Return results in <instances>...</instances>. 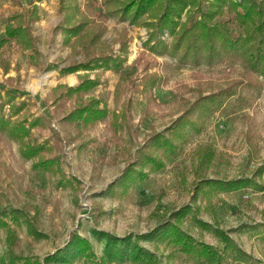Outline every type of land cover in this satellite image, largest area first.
Masks as SVG:
<instances>
[{
  "label": "rangeland",
  "instance_id": "1",
  "mask_svg": "<svg viewBox=\"0 0 264 264\" xmlns=\"http://www.w3.org/2000/svg\"><path fill=\"white\" fill-rule=\"evenodd\" d=\"M93 1L96 9H100L101 0ZM217 1L225 2L223 18L218 21H229L234 41L246 39L230 3L243 6L254 1L261 4L264 0H185L186 6L176 19L174 36L164 31L159 39L172 45L192 24L191 20L200 21L201 14H207ZM28 4L29 0H0V37H3L8 16L23 12L29 8ZM33 4L38 7L39 20L32 26V36L39 55L34 60L31 52L10 42V49L3 58L9 62L10 71L4 74L0 70V119H3L0 123V217L14 232L12 236L6 227L0 228V264H135L108 261L103 251L105 240L96 236L99 232L117 239L129 238L132 244L154 253L159 264H193L189 257L171 246L156 248L146 241L135 240L154 231L167 222L171 214L184 208L191 212L184 217L181 226L195 241L222 250L223 245L213 232L217 225L234 246L248 255L251 264H264V243L260 240L264 236V192L251 188L224 191L210 197L209 202L202 198L195 204L191 202L193 153L203 145L211 146L217 156H223L220 166L229 181L252 178L257 171L261 175L256 176L255 181L264 186V88L254 94L253 90L240 86L244 95L250 94L249 100L237 105L232 102L224 111L208 115L203 121L202 132L191 134L187 144L165 160L163 169L155 173L145 169L148 178L136 181L123 199L112 196L122 184L120 179L126 168L136 164V152L152 131L163 133L172 128L186 110L187 114H193L192 106L202 96L247 82L249 74L264 87V77L249 73L241 57L227 59L221 53L220 60L194 65L180 64L177 58L151 53L147 48V44H154L150 27L164 15L166 0H158L153 12L137 17L136 24L130 19L107 18L102 40L111 46L113 56L120 51V34L125 32L123 35H126L127 62L122 69L127 77L128 91L119 103L130 98L131 110L126 120L128 124L116 135L120 139L111 138L107 119L97 121L88 136L100 145L87 146L78 154V143H65L58 125L62 115L55 113L45 100L57 85L76 88L80 84L78 75H82V71L69 75L60 71L71 61L82 62L83 58L71 57L70 50L63 46L58 29L63 24L58 0L33 1ZM258 39L264 42V37L257 35L255 42ZM48 65H53L55 70L45 71ZM95 72H91L90 79ZM146 74L161 78L150 89L154 101L149 106L142 93ZM119 75V72L104 71L99 84L87 96L99 100L100 108L104 106L111 111ZM7 78L13 82H7ZM65 106L68 110L72 104L66 100ZM24 118L23 127L28 131V138L22 140L24 146H28L26 149L41 144L43 159L59 156V160L53 164L50 160L46 167H41L38 165L41 157L31 160L22 154L25 149L12 136L11 128ZM33 120L37 121L32 127ZM181 172L186 178L185 186L180 183ZM195 210L197 213L193 214ZM194 217L209 228L200 227ZM76 236L89 243L93 252L88 251L90 257L47 260L58 251H65ZM171 252L174 255L170 261ZM224 264L233 263L227 258Z\"/></svg>",
  "mask_w": 264,
  "mask_h": 264
},
{
  "label": "trees",
  "instance_id": "2",
  "mask_svg": "<svg viewBox=\"0 0 264 264\" xmlns=\"http://www.w3.org/2000/svg\"><path fill=\"white\" fill-rule=\"evenodd\" d=\"M33 1L39 3L41 0H29L28 9L23 12L12 13L7 18L3 37H0V70L4 74L10 71L9 62L3 59L6 51L10 49V46H8L10 42H14L22 50L31 52V58L34 60L39 55L35 47L36 40L32 36V26L39 20L38 7L33 4ZM157 1L101 0L100 9L97 10L93 0H58V13L63 17V24L58 28L61 30L63 46L70 50L71 57L81 56L83 58L82 62L71 61L60 72L64 75L79 71L83 73L78 75L80 84L76 88L61 84L57 85L50 90L45 102L49 107H53L55 113L62 115L58 120V125L62 130L65 143L67 145L78 143V154L87 146L100 145L96 139L88 136L97 121L107 119L108 130L112 134L111 138L116 141L120 139L116 135L123 125L128 124L126 120L131 110L132 102L130 98L119 103L120 98L128 91L127 86H125L127 77L122 69L124 63L127 62L126 35H123L125 32L120 34V51L113 56L111 46L105 40H102V36L107 30L105 27L106 19L111 17L120 21L130 19L136 24L137 17L149 14L151 13L150 11L154 10V7H157ZM224 4V1H217L216 4L207 10V14H201L202 19L200 21L191 20L192 24L181 33L179 40L173 41L172 45H167V43L159 39V36L163 35L164 31L174 36L176 19L181 14L186 3L185 0H166L165 9L162 12L164 15L150 27L152 29L151 33H153L150 38L153 41L152 44H154L149 46L147 44V48L153 54L177 58L176 60L180 64L213 63L222 58L221 53L226 55L227 59L241 57L247 64L249 73L264 77V42H260L259 39L258 42H255L257 35L264 37V23H262L264 21V1L261 4H257L254 1L250 4H243V6L230 3V9H234L237 22L247 35L246 39L239 38L237 41H234L230 36L229 21H218V19L223 18L222 8ZM135 13L137 14L135 15ZM260 19L262 20L261 22H259ZM203 51H205L204 54ZM33 62L32 64L34 65ZM34 66L39 67V64L36 62ZM53 68V65H48L45 71L55 70ZM15 69L18 70V67ZM107 70L120 73L113 93L114 109L111 111L104 106L100 108L99 100L88 97L89 91L99 84L101 73ZM93 71L97 72H95L94 78L90 79ZM143 79V82L145 81L146 83L143 85L142 93L146 99L147 106H149L154 101L150 89L161 78L158 75L146 74ZM246 79H248L247 82L230 85L217 92H212L209 96L200 97L192 106L194 113H196L195 115L194 113L187 114L186 110L183 116L174 122V126L167 128L163 133L152 131L151 136L136 152V164L129 165L124 176L120 179L122 184L117 187L118 194L116 191L112 196H116L118 200L123 199L127 190L136 181L148 178L144 172L145 169H148L149 173H155L163 169L165 160L175 156L187 144L191 134L198 135L202 132L203 121L208 115L224 111L232 102L237 105L242 101L249 100L250 94L244 95L242 88L253 90L254 94L260 93L261 89L264 88L252 75H247ZM6 81L13 82L11 78H7ZM129 88L133 91L131 86ZM66 100H69L70 104H72L68 110H66L65 106ZM16 111L14 110V112ZM119 120L121 121L120 124H118ZM33 121L30 124L32 127L37 120ZM0 123H3V119H0ZM4 123L5 125L8 124ZM25 123L26 118L11 128L12 136L19 142L20 147L25 149L22 154L27 158H31V160L41 157L38 163L41 167H46L50 160L52 164L59 160V156L43 159L41 144L26 149L28 146L23 144V140L28 138V131L23 127ZM57 142L59 143V140ZM58 149L59 147L57 146L55 150L57 151ZM193 155L194 161L191 171L193 180L192 204H195L201 198L205 202H209L211 201L208 200L210 197L213 195L216 197L219 192L224 191L232 192L251 188L264 192V186H259L255 181V177L261 175L257 171L252 178L229 181L222 173L220 166L223 163L220 158L223 156H217L211 146H199ZM179 175L180 183L183 185L186 181L185 175L182 172ZM189 211V208H184L177 213L174 212L170 215L167 222L157 226L154 231L138 236L135 239L136 242L146 241L156 248H169L171 246L173 250L180 251L189 257L193 264H224L227 258L233 264H251L248 261V255L234 246L231 240L219 230L217 225L214 227L213 232L223 245L222 250L204 242L195 241L181 226L185 221L184 217ZM196 213L197 211L195 210L193 214ZM193 219L203 229L209 228L207 224L198 221L197 217ZM1 227H6L8 234L13 236L14 232L10 230L7 223L0 217ZM96 236L105 240L106 244L103 251L108 261L159 264V261L156 262L154 253L136 243L132 244L128 240L129 238L117 239L102 232L97 233ZM260 238L261 242L264 243V236ZM13 244L15 245L14 242ZM66 247L65 251L60 250L53 255V258L51 257L47 260L51 262L59 259L67 261L68 259L90 257L88 251L93 254L89 243L82 241L77 236L72 238ZM14 248H17V246L15 245ZM172 255H174L173 252L169 254L170 261L172 260ZM147 259L149 260L147 261Z\"/></svg>",
  "mask_w": 264,
  "mask_h": 264
}]
</instances>
